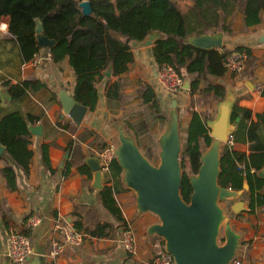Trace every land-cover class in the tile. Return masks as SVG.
Wrapping results in <instances>:
<instances>
[{
	"label": "crops",
	"instance_id": "1",
	"mask_svg": "<svg viewBox=\"0 0 264 264\" xmlns=\"http://www.w3.org/2000/svg\"><path fill=\"white\" fill-rule=\"evenodd\" d=\"M260 16L261 22L250 27L245 25L242 14L234 16L230 20L231 32L224 33L223 47L218 48L229 52L243 48L248 54L244 69L237 73L228 70L222 77H208L209 82L223 83L227 93L233 91L236 104L249 108L254 120L257 113L264 110V96L261 93L264 86V10ZM8 27L7 20L0 21V119L13 111L21 112L29 123L30 116L38 117L31 125L40 129L41 133L34 134L30 129L32 137L29 148L33 150V157L28 166L19 165L11 159V150L7 145L11 136L4 133L0 137V145L3 147L0 153V264H12L7 255L12 232L29 231L33 241H45L49 252L52 238L61 237L53 232L56 222L74 224L80 219L86 234L84 243L80 246L67 244L65 252L59 257L47 256V264H153L154 256L166 251L160 237L149 236L147 233L148 227L159 221L158 217L150 212L140 215L135 192L122 186L116 192V199L128 222V229H124L103 204L100 196L102 189L93 185V171L86 159L98 157L99 150L116 144L117 132L112 126L113 120L121 119L126 124L147 156L155 152L154 144L165 124L162 129L159 126L149 129L148 137L142 139L144 128L148 129L147 125L140 121L137 126L127 116L130 103L138 100L136 94L126 97L124 90L121 102L106 97L107 79H116L114 75L112 78L106 76L105 80L98 83L100 100L96 110L88 109L81 123H76L64 111L60 99L63 93L75 97L77 76L69 59L55 62L47 58L50 48L41 47L33 59L25 61L19 35L11 33ZM132 50L135 62L122 75L125 89L127 86L141 89L148 83L152 84L165 112L166 102L173 93L159 87V66L154 58L153 46ZM185 77L190 79L196 75L186 74ZM25 81H39L44 87L30 91L23 100L13 99L8 85ZM202 81L206 82L205 79ZM5 92L10 94L11 100L5 97ZM192 95L197 102L192 101ZM177 98L181 119L186 117L187 130L193 111H199L206 122V119L216 115L221 100L214 94L192 93L186 88L178 92ZM201 98L205 99L204 102ZM44 144H49L50 166L44 156ZM234 148L250 152L246 143L236 142ZM8 164L17 172V189L13 191L7 187L6 178L2 174V169ZM106 175L105 186L112 185L106 182ZM249 196L247 192L244 197L246 207H249ZM231 204V201L223 202L228 210ZM32 215H40L42 222L37 227L27 228V220ZM99 223H109V236L93 237L88 234L87 231ZM232 224L242 235L239 255L243 257V264H264V207L254 213L243 212L241 218L235 215ZM129 229L136 239L134 252L128 251L123 243V234Z\"/></svg>",
	"mask_w": 264,
	"mask_h": 264
},
{
	"label": "trees",
	"instance_id": "2",
	"mask_svg": "<svg viewBox=\"0 0 264 264\" xmlns=\"http://www.w3.org/2000/svg\"><path fill=\"white\" fill-rule=\"evenodd\" d=\"M82 0H0V21L7 20L11 33L18 34L23 59L29 61L41 48L35 35L36 18L42 19L45 33L56 40L50 50L55 62L69 59L77 76L75 99L77 102L96 110L100 92L98 83L107 77L104 71L113 65L116 79H107L106 97L108 100L122 101L125 82L122 75L131 69L135 62L132 42L144 40L152 31L164 34L153 45V54L159 67L172 65L185 78L190 77L191 92L214 94L225 98L227 88L221 82H209L208 77H222L228 72L226 59L229 51L202 49L191 44V36L223 31L231 32L230 20L244 16L247 27L261 22L260 13L264 10V0H188L183 8L179 0H90L93 13L85 15L79 6ZM238 50H244L238 48ZM204 77V78H203ZM205 79V83H203ZM44 87L39 81H25L8 85L13 99L23 100L30 91ZM142 89V88H141ZM264 96V86L261 90ZM141 104L160 119L167 115L160 97L152 84H146L141 91ZM234 121L237 130L235 141L249 145L250 152L225 147L222 155V170L219 182L222 186L242 189L245 179L250 185L249 207L246 213H254L264 207V178L259 170L264 166V110L253 119L252 111L236 104ZM39 118L30 116L35 123ZM4 133L11 136L7 143L10 157L19 165L28 166L33 150L29 148L32 132L26 117L13 111L0 119V137ZM187 141L182 152L185 169L188 161L191 171L197 172L200 156L205 146L211 143V136L203 115L193 111L187 130ZM46 163L50 166L49 144L43 145ZM9 190L17 189V172L10 164L2 169ZM106 185L100 192L103 204L128 229V222L122 214L116 199L121 189L122 169L116 159L106 173ZM192 187L185 171L182 182V195L189 201ZM238 218L243 214L236 215ZM78 231L84 232L82 220L74 223ZM109 223L98 224L88 230L93 237L109 236ZM23 233L29 234V231ZM30 235V234H29Z\"/></svg>",
	"mask_w": 264,
	"mask_h": 264
},
{
	"label": "water",
	"instance_id": "3",
	"mask_svg": "<svg viewBox=\"0 0 264 264\" xmlns=\"http://www.w3.org/2000/svg\"><path fill=\"white\" fill-rule=\"evenodd\" d=\"M79 6L83 14L93 13L90 0H82ZM35 33L40 47L55 46L56 40L45 33L44 23L40 18H36ZM163 36L162 32L154 30L144 40L133 41L132 48L153 46ZM1 37L0 30V39ZM188 40L202 49H218L223 47L224 32L191 36ZM104 74L113 77L112 64ZM190 87V79L185 77L184 88ZM4 95L12 99L8 92ZM60 99L64 111L76 123H81L88 107L66 93L61 94ZM217 107L216 115L206 119L211 143L201 153L198 171L188 174L192 187L189 201L182 195L185 175L182 164L184 139L178 98L171 99L165 127L157 140V164L142 151L136 136L121 119L112 121L117 132L115 151L116 161L122 169V183L135 192L140 215L150 212L158 217L159 221L151 224L147 233L164 241L166 252L174 257L176 264H230L242 244V235L234 228L232 218L243 214L247 209L244 197L250 191L249 182L245 179L242 189L225 187L219 182L226 142L229 135L237 130V123L233 118L235 93H227ZM28 124L34 134L41 133L31 122ZM2 151L3 147L0 145V153ZM86 161L93 171V185L103 189L105 173L99 157H89ZM259 175L264 178V166L259 170ZM225 201L232 202L230 210L223 205ZM33 243L34 254L28 264H47L48 245L42 239Z\"/></svg>",
	"mask_w": 264,
	"mask_h": 264
},
{
	"label": "built area",
	"instance_id": "4",
	"mask_svg": "<svg viewBox=\"0 0 264 264\" xmlns=\"http://www.w3.org/2000/svg\"><path fill=\"white\" fill-rule=\"evenodd\" d=\"M248 54L245 50L234 49L230 51L226 59V66L232 72H241L244 69ZM47 58L52 59L51 51L47 52ZM157 81L161 89L171 93L179 92L184 89L185 78L172 65H163L157 71ZM236 144L234 134L229 135L226 145L229 148ZM100 165L104 173L110 171L111 163L116 159L115 145H109L98 152ZM42 217L40 215H32L27 220V228H34L40 225ZM53 232L57 234L51 240L50 249L47 253L48 257L57 258L62 255L67 247V244L80 246L84 243L86 234L78 231L74 224L70 222H56ZM135 235L129 229L123 234V243L126 249L130 252L135 250ZM34 254V243L31 235L22 231H14L11 233L8 240V257L12 264H28L30 257ZM153 264H176L174 257L163 251L153 258ZM230 264H243V257L238 254Z\"/></svg>",
	"mask_w": 264,
	"mask_h": 264
},
{
	"label": "rangeland",
	"instance_id": "5",
	"mask_svg": "<svg viewBox=\"0 0 264 264\" xmlns=\"http://www.w3.org/2000/svg\"><path fill=\"white\" fill-rule=\"evenodd\" d=\"M181 6L183 8H186L187 4H188V0H179ZM190 3V1H189ZM136 88H130V87H126L125 89V93H126V97H132L134 94H136V98L138 100H136L135 103H130V111L128 112L127 116H128V119L130 121H132L134 124H136L138 126V124L141 122L145 123L148 127L147 128H144V131L142 133V139L145 138V137H148V133L150 132L151 129L159 126L160 129L163 128L164 124H165V120L163 119H159V117L157 116V114L155 113H152L149 109H147L146 107H144L142 104H141V91L142 89H136ZM132 93V94H130ZM178 96V92L176 93H173L172 95H170V98L173 99V98H177ZM204 97V95H202ZM192 98V101L197 102L195 100H193V98L195 99V96L192 95L191 96ZM171 99L170 100H167V104L165 105V114L167 115L168 112H167V109L169 108V104L171 102ZM201 100L204 102L205 99L201 98ZM197 106V105H196ZM204 106V105H203ZM218 106V105H217ZM218 109V107H217ZM217 113V111H216ZM184 112H183V116H184ZM182 125H181V131H182V135H183V139H184V146L186 144V141H187V122H186V117H183L182 119ZM150 129V130H149ZM144 147V146H143ZM154 148H155V152H152V153H149L148 154V157L154 162V163H159V157H158V144L155 143L154 144ZM188 174L192 173L191 171V167L188 163V161H186V165H185V169H184Z\"/></svg>",
	"mask_w": 264,
	"mask_h": 264
}]
</instances>
